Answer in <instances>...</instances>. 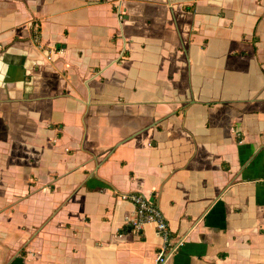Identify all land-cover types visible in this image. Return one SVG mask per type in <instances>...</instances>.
<instances>
[{"label":"crops","instance_id":"crops-1","mask_svg":"<svg viewBox=\"0 0 264 264\" xmlns=\"http://www.w3.org/2000/svg\"><path fill=\"white\" fill-rule=\"evenodd\" d=\"M121 193L264 264V0H0V264H156Z\"/></svg>","mask_w":264,"mask_h":264},{"label":"built area","instance_id":"built-area-1","mask_svg":"<svg viewBox=\"0 0 264 264\" xmlns=\"http://www.w3.org/2000/svg\"><path fill=\"white\" fill-rule=\"evenodd\" d=\"M125 48L122 49V53ZM117 198L134 206V218L127 222L128 228L139 234L141 227L152 224L161 246L156 256V264H166L179 250L183 239L175 238L163 214L156 204L155 198L139 193H121Z\"/></svg>","mask_w":264,"mask_h":264}]
</instances>
